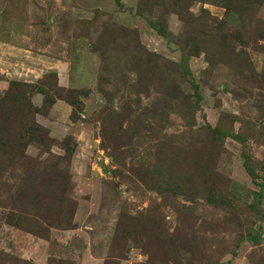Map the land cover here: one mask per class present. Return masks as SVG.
<instances>
[{
	"label": "rangeland",
	"instance_id": "rangeland-1",
	"mask_svg": "<svg viewBox=\"0 0 264 264\" xmlns=\"http://www.w3.org/2000/svg\"><path fill=\"white\" fill-rule=\"evenodd\" d=\"M244 156L264 0H0V264H264Z\"/></svg>",
	"mask_w": 264,
	"mask_h": 264
},
{
	"label": "trees",
	"instance_id": "trees-1",
	"mask_svg": "<svg viewBox=\"0 0 264 264\" xmlns=\"http://www.w3.org/2000/svg\"><path fill=\"white\" fill-rule=\"evenodd\" d=\"M213 21V30L215 31L216 34L220 33L224 35V30H225V24H222V22H218L216 19H212ZM157 32L164 38L167 37L166 31L162 28L157 29ZM216 34H210L211 37H214ZM12 82V81H11ZM12 86H18L17 82H12ZM36 93L44 95V90L42 89H37ZM69 105L73 108L77 107L76 103H69ZM35 114H37L39 111L38 109H34L33 111ZM243 167L245 169V172L247 175L252 179V182L256 187H258L257 191H253L252 193V198H253V203L250 205V208L254 211L257 209V206L259 203L262 201L264 198V181L263 182H258V175L256 171L252 168L250 164V158L248 156H244V162H243ZM262 235H263V228L259 225L255 228H251V230L247 233L246 235V240L252 244H259L262 240Z\"/></svg>",
	"mask_w": 264,
	"mask_h": 264
},
{
	"label": "crops",
	"instance_id": "crops-1",
	"mask_svg": "<svg viewBox=\"0 0 264 264\" xmlns=\"http://www.w3.org/2000/svg\"><path fill=\"white\" fill-rule=\"evenodd\" d=\"M12 51H13V49H12ZM23 52L27 53V50L25 51L23 49ZM24 56L26 58L30 57L29 55H26V54ZM39 60L42 61V58L40 57ZM45 64L48 65V68L43 64H39V66H36V67H34V66H23V67H21V69L24 70L22 72L23 76L21 79H20V77H18V79L23 80V81H34V80H37L41 76L42 72L48 73L49 70L50 71H52V70L57 71L56 62H51L48 60V61H45ZM3 71L4 70L1 69V74H4Z\"/></svg>",
	"mask_w": 264,
	"mask_h": 264
}]
</instances>
